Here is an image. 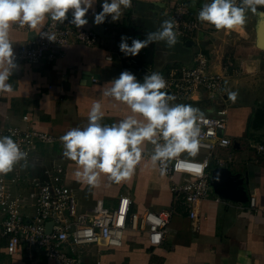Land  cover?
<instances>
[{
    "label": "crops",
    "instance_id": "obj_1",
    "mask_svg": "<svg viewBox=\"0 0 264 264\" xmlns=\"http://www.w3.org/2000/svg\"><path fill=\"white\" fill-rule=\"evenodd\" d=\"M205 2L210 0H132V7L124 10L119 20L113 22L108 16L100 25L94 24V12L90 9L85 17L88 24L83 28L97 35L96 46L72 40L63 49L62 56L51 62L15 63L8 81L12 92H0V129L14 126L50 133L60 139L69 129L86 126L96 102L102 104L103 124L111 125L133 115L126 104L103 95L108 83L122 71H130L141 82L144 78L117 57L105 26H114L121 36L129 37L128 41L143 40L164 20H171V11L176 5L183 3L197 15ZM102 3L103 0H96L95 13L102 11ZM261 12L264 9L256 14L247 13L246 24L235 30L217 31L202 23L197 34L178 39L172 48L164 42L144 48L145 62L162 73L174 67L192 66L194 57L200 54L206 58L208 72L221 76V95L211 97L199 91L191 101L171 103L191 104L205 116L225 110V131L232 141L233 159L222 168L237 188L238 198L219 197L210 182L206 200L198 206L196 218L191 219V206L182 194L171 191V182L150 159L141 160L131 178L119 184L102 174L99 186L90 187L76 178V165L64 157L61 140L41 148L32 173L40 176L43 167L60 165L66 172V185L85 208L102 199L107 208L113 209L119 196L126 195L132 202L131 212H173L160 246H151L143 233L126 230L121 247L100 245L85 249L80 254V264H264V158L252 147L256 143L264 145V44L259 42L258 31ZM68 17H72L71 10ZM47 21L36 29L12 27L9 40L13 54L22 43L35 37ZM109 53L113 55L111 61L106 60ZM229 91L237 93L235 101L228 98ZM152 147L146 142L145 153H150ZM227 153L228 150L220 149L216 155L225 157ZM217 168L212 161L208 170L210 181ZM13 173L14 170L0 177H10ZM251 195L256 198L255 209L249 208ZM33 253V259L4 256L1 262L57 264L40 250Z\"/></svg>",
    "mask_w": 264,
    "mask_h": 264
},
{
    "label": "built area",
    "instance_id": "obj_2",
    "mask_svg": "<svg viewBox=\"0 0 264 264\" xmlns=\"http://www.w3.org/2000/svg\"><path fill=\"white\" fill-rule=\"evenodd\" d=\"M197 15L183 3L172 9L170 18L179 40L192 37L201 30L202 22ZM71 19L68 17L62 24L49 19L35 37L20 45L14 53V63L35 65L51 62L62 56L63 49L72 40L93 47L99 43L92 30L77 28L70 23ZM105 30L110 34L107 38L115 44L117 57L143 76L160 73L167 82L164 91L175 96L176 102L191 101L199 91L211 97L223 93L221 76L208 72V63L203 55L197 54L192 66L174 67L168 73H162L145 62L144 49L137 56H125L119 49L122 36L117 33L118 29L106 25ZM47 32L54 34L55 40L48 39L44 35ZM131 42L128 41L129 44ZM112 59V53L107 54L106 60ZM225 116V110L221 109L214 116L204 115L199 121L201 136L197 154L178 155L163 173L171 182V191L183 194L191 206V219L196 218L198 206L209 194L211 162L222 168L233 159L232 141L225 131ZM0 135H11L28 152L26 166L22 161L14 168L12 176L0 177V264L4 256L33 259L34 250L42 251L57 264H80V254L85 249L100 245L121 247L126 230L143 233L151 246L162 244L172 210L131 212L132 202L126 195L119 196L113 209L107 208L102 199L85 208L76 193L66 185V172L60 165L53 163L43 167L40 176L32 173L39 161L41 148L55 144L59 137L14 126L0 129ZM252 147L259 157L264 158L263 144L256 143ZM220 149L228 150L225 157L216 155ZM146 159L147 155L142 160ZM255 207L256 198L251 195L249 208Z\"/></svg>",
    "mask_w": 264,
    "mask_h": 264
},
{
    "label": "clouds",
    "instance_id": "obj_3",
    "mask_svg": "<svg viewBox=\"0 0 264 264\" xmlns=\"http://www.w3.org/2000/svg\"><path fill=\"white\" fill-rule=\"evenodd\" d=\"M96 0H0V92H12L9 79L16 68L10 29L28 26L36 29L46 20L62 24L71 10L70 23L77 28L88 24L85 18L90 9L94 24H103L108 16L119 20L123 11L132 7V0H103L102 11L95 13ZM264 9V0H210L205 2L197 19L213 26L217 31L243 27L247 13L256 14ZM175 24L164 20L156 31L146 34L143 40L122 36L119 49L125 56H137L150 44L164 42L168 48L178 43ZM50 40L54 34L44 33ZM105 88L104 96L124 103L133 115L111 125L103 124L102 104L96 102L88 114L84 127H73L60 137L63 155L76 165V178L97 187L101 175L113 183L131 178L142 159H150L163 174L169 162L181 153L195 156L200 147L199 121L204 113L191 104L171 103L176 97L164 91L167 82L157 72L147 74L143 81L130 71H122ZM228 98L235 101L236 92L229 91ZM141 119H137V115ZM151 144L145 153V143ZM28 152L23 150L11 135L0 136V175L11 173L22 161L27 165Z\"/></svg>",
    "mask_w": 264,
    "mask_h": 264
},
{
    "label": "water",
    "instance_id": "obj_4",
    "mask_svg": "<svg viewBox=\"0 0 264 264\" xmlns=\"http://www.w3.org/2000/svg\"><path fill=\"white\" fill-rule=\"evenodd\" d=\"M260 16L262 18L260 24H259V42L261 45L264 44V12L260 13ZM93 79L96 77L93 76ZM211 178V184L215 188V192L219 197L226 198V199H236V187L233 184V181L227 176V173L224 171L223 168H217L213 171ZM216 177V179H215ZM226 178V179H224ZM224 179V180H222Z\"/></svg>",
    "mask_w": 264,
    "mask_h": 264
},
{
    "label": "rangeland",
    "instance_id": "obj_5",
    "mask_svg": "<svg viewBox=\"0 0 264 264\" xmlns=\"http://www.w3.org/2000/svg\"><path fill=\"white\" fill-rule=\"evenodd\" d=\"M216 97V96H215ZM176 180H178V176H176V178H175Z\"/></svg>",
    "mask_w": 264,
    "mask_h": 264
},
{
    "label": "trees",
    "instance_id": "obj_6",
    "mask_svg": "<svg viewBox=\"0 0 264 264\" xmlns=\"http://www.w3.org/2000/svg\"><path fill=\"white\" fill-rule=\"evenodd\" d=\"M128 15V14H127ZM129 16V15H128ZM182 196H183V194H182ZM184 197V196H183Z\"/></svg>",
    "mask_w": 264,
    "mask_h": 264
}]
</instances>
